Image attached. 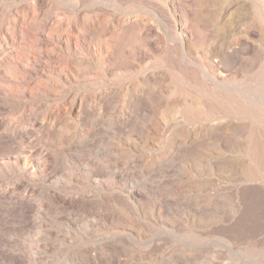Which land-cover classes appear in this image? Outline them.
Returning a JSON list of instances; mask_svg holds the SVG:
<instances>
[{"label": "rangeland", "instance_id": "374dc122", "mask_svg": "<svg viewBox=\"0 0 264 264\" xmlns=\"http://www.w3.org/2000/svg\"><path fill=\"white\" fill-rule=\"evenodd\" d=\"M264 0H0V264H264Z\"/></svg>", "mask_w": 264, "mask_h": 264}, {"label": "bare ground", "instance_id": "6f19581e", "mask_svg": "<svg viewBox=\"0 0 264 264\" xmlns=\"http://www.w3.org/2000/svg\"><path fill=\"white\" fill-rule=\"evenodd\" d=\"M264 219V197H252L246 203L240 213V216L230 227H235L238 232H252L253 236L262 234V229H259L260 223Z\"/></svg>", "mask_w": 264, "mask_h": 264}]
</instances>
